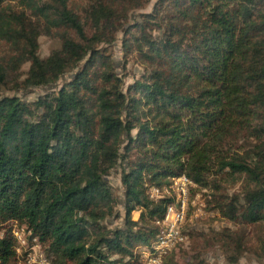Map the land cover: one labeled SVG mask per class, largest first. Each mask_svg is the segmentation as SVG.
Instances as JSON below:
<instances>
[{
  "label": "trees",
  "instance_id": "1",
  "mask_svg": "<svg viewBox=\"0 0 264 264\" xmlns=\"http://www.w3.org/2000/svg\"><path fill=\"white\" fill-rule=\"evenodd\" d=\"M67 1L0 0V90L55 88L0 96V264H14L8 221L50 264H140L169 201L148 189L182 173L224 217L264 222V0H157L133 23L128 10L148 0H90L83 16ZM119 30L145 66L125 90L107 49ZM40 34L60 40L43 58ZM235 136L255 142L241 151ZM122 164L118 202L107 175ZM226 173L246 179L241 194L219 192ZM118 203L123 224L108 228Z\"/></svg>",
  "mask_w": 264,
  "mask_h": 264
},
{
  "label": "rangeland",
  "instance_id": "2",
  "mask_svg": "<svg viewBox=\"0 0 264 264\" xmlns=\"http://www.w3.org/2000/svg\"><path fill=\"white\" fill-rule=\"evenodd\" d=\"M90 0H68V6L80 16H83L84 10ZM157 0H148L140 7L130 8L128 10V23L140 20L141 13L151 12ZM12 6L20 8L18 3L12 2ZM123 31L116 33L115 40L108 46L111 53L115 70L122 75L124 80L123 89L133 83L145 72V66L137 59V53L125 54L122 47ZM38 40V54L40 57H46L53 49L60 46V40L56 36L40 34ZM6 47L0 40V58L5 56ZM29 67V62L24 63L19 71V80L22 81ZM73 71L66 72L57 82L56 87L61 85L72 75ZM51 86H36L23 89L19 87L17 81L12 79L1 88L0 96H17L23 101L31 102L48 91L54 90ZM245 134V133H243ZM234 145L237 149L243 151L249 144L255 141L245 139L243 136L234 137ZM116 166L112 168L107 179L111 185L112 191L118 200L123 197V186L121 185V168ZM220 179V191L225 196L231 198L235 194H241L246 184L243 176L223 174ZM211 188H200L193 186L190 189L187 205V215L182 226V232L187 239L184 243L175 248L167 250L162 254L160 262L157 264H231L233 259L237 258L238 264H264V222L242 223L241 220H230L224 217L218 210L211 209L208 206L210 200ZM116 211L120 216H111L106 219L108 228L122 226L124 209L119 203ZM139 210L132 212V218L139 217ZM19 225V224H17ZM15 222L8 221L5 228L15 229ZM20 226V225H19ZM26 245L15 246V255L12 258L14 264H28L27 254L33 251L35 245L33 237L29 232H25ZM12 236V235H11ZM14 242V241H13ZM39 243V241H38ZM44 246L39 243L40 251ZM35 249H38L34 246ZM46 251V250H45ZM148 250L144 251L140 257V264H147ZM49 258V257H48ZM50 260V259H49Z\"/></svg>",
  "mask_w": 264,
  "mask_h": 264
},
{
  "label": "built area",
  "instance_id": "3",
  "mask_svg": "<svg viewBox=\"0 0 264 264\" xmlns=\"http://www.w3.org/2000/svg\"><path fill=\"white\" fill-rule=\"evenodd\" d=\"M195 186L192 180L185 174L173 176L168 185L158 187L151 186L148 189V194L151 198L161 199L168 198L165 212L161 219L156 221L159 227L158 238L152 247V251L147 254V264H157L160 262L162 254L167 250L181 245L187 239L186 235L182 232V226L186 219L187 205L189 200V193L191 187ZM25 232H29L30 236L36 242L32 247L33 251L27 254L28 264H50L47 255L40 251L38 239L32 236L31 231L24 225H17L12 229L13 240L17 245H26ZM15 248V249H16Z\"/></svg>",
  "mask_w": 264,
  "mask_h": 264
}]
</instances>
